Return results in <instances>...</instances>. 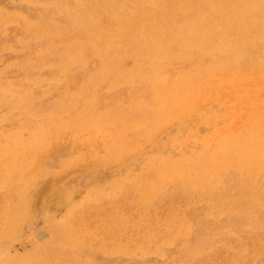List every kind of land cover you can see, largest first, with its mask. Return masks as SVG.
Here are the masks:
<instances>
[{"label":"rangeland","instance_id":"1","mask_svg":"<svg viewBox=\"0 0 264 264\" xmlns=\"http://www.w3.org/2000/svg\"><path fill=\"white\" fill-rule=\"evenodd\" d=\"M90 2L0 0V264H264V0H115L198 38L159 66L189 103L168 119L154 73L106 58L114 28H77Z\"/></svg>","mask_w":264,"mask_h":264},{"label":"bare ground","instance_id":"2","mask_svg":"<svg viewBox=\"0 0 264 264\" xmlns=\"http://www.w3.org/2000/svg\"><path fill=\"white\" fill-rule=\"evenodd\" d=\"M123 2H125V0H121ZM135 1H138L141 5H144L145 2L147 0H135ZM156 1L157 3H161L162 0H154ZM120 2V1H119ZM117 3H115V0H91L90 4H89V7H90V10H91V18L86 21V20H81V19H78V17H73V22L76 23L77 28H83L85 27L86 25L88 26H92L94 23L97 24V23H102V27H105L107 29H110L111 30V27L114 28V31H112V33H107L105 34L101 29L100 31H97V34L96 36L98 37L99 40H101L102 38H104V36L107 37L108 41L107 43L103 46V50H104V54L106 56V58H109L110 61H114L116 62L117 64L119 62H121L123 59L125 58H132L133 60H137V65L136 67L134 68V73L136 75V77H139V81L141 82H144L147 78H148V74H151V73H154L155 74V78L151 80L150 82V86L153 88V89H156V90H159L157 91V94L155 95L154 100L155 102H153V104H149L151 105V107L153 108V110L157 113H160V114H163L165 115V119H168L169 116H171L170 114L171 113H174V112H180L183 111V112H187L186 108H189V106H185V105H188L189 103L185 102L186 99L184 100L180 94H179V88L176 87V88H172V87H168V86H165V85H161V83L164 81L163 78L161 79V74L159 73L160 71V64L166 60L168 58V51L167 49L169 48L170 44H171V41L173 40V38H177L178 40L182 41V42H186V43H190V44H194L196 42H198V38L197 37H192L191 34L188 32L189 29L191 28V26H186V27H176L174 26V24H167V25H163V26H159V25H156L154 24L152 21H151V18L148 14H146L144 12V9L142 8L141 5H136L134 2L131 3V2H128L125 4V11H121L118 6H117ZM54 5L50 6V7H53ZM57 6V5H56ZM37 10V9H36ZM48 12V11H47ZM52 12V11H50ZM54 12L56 13V8L54 9ZM83 11H78L77 13H82ZM109 12V13H112V14H116L115 16H111L109 13V17H105V13ZM120 12H128V13H133L132 15V18H134L136 21L139 19V22H132L131 25H125V21L127 20L128 17H123L121 16L119 13ZM40 14V13H39ZM48 14V13H47ZM50 15V13H49ZM47 15V16H49ZM38 16V15H37ZM54 16V15H53ZM17 17V16H16ZM56 17V16H55ZM68 17V16H67ZM241 17V15L239 16V18ZM15 18V17H14ZM50 18V17H49ZM165 18H168V17H165ZM17 19V18H16ZM18 19H20V17H18ZM17 19V20H18ZM45 20V19H44ZM53 21V20H52ZM58 21V20H57ZM64 22V20H62ZM19 22V21H18ZM22 22V21H21ZM24 22V21H23ZM22 22V24H23ZM68 22V21H67ZM71 22V21H70ZM6 23V22H5ZM50 23V22H49ZM54 25V24H53ZM71 25V23H70ZM48 26V24H47ZM51 26V24H50ZM59 27V25H57ZM202 28L203 26L201 25H193V29L195 30L196 28ZM44 28V27H43ZM51 28V27H50ZM71 28V27H69ZM20 29V28H19ZM52 30V29H51ZM54 30V29H53ZM72 30V29H71ZM118 30V31H117ZM19 31V30H18ZM20 32V31H19ZM23 33V31H21ZM44 32H48L50 33L46 28L44 29ZM54 32V31H52ZM56 32V30H55ZM54 32V33H55ZM161 32H166L168 34V39H162L159 34ZM21 33V34H22ZM237 33V29L235 30L234 34ZM35 34V33H34ZM17 35H20L17 34ZM16 35V36H17ZM27 35V33H26ZM56 35V34H55ZM45 36V35H44ZM49 36V35H48ZM147 36H150L151 38L150 39H155L156 40V43L154 45L150 44L149 42L150 41H147V40H150V39H147L146 37ZM141 37H144V43H142L141 41ZM34 38V37H33ZM50 38V37H49ZM53 38V37H52ZM51 38V39H52ZM56 38V37H55ZM46 39V38H44ZM251 38H247V41H249ZM50 40V39H49ZM58 40V38H57ZM28 41V40H27ZM46 43V41H44ZM52 42V41H51ZM56 42V41H55ZM60 43V42H59ZM61 46V45H60ZM57 48V47H56ZM63 48V46H62ZM61 49V48H60ZM54 49H52V52H53ZM72 50V49H71ZM229 50V48H223L222 51L223 52H227ZM57 51V50H56ZM51 52V51H50ZM61 52V50H60ZM63 53V52H62ZM45 55V54H44ZM53 55V54H52ZM67 55V54H66ZM62 57V55H61ZM52 58V57H50ZM57 58H54V60H56ZM64 59V58H63ZM62 59V61H63ZM58 61V60H57ZM30 64V63H29ZM99 64V63H98ZM49 65V64H48ZM60 66V65H59ZM25 69V67H24ZM36 69V68H35ZM37 70V69H36ZM114 71V70H113ZM26 72V71H25ZM24 72V74H25ZM58 72V71H57ZM27 74V73H26ZM31 74V73H30ZM199 74H201V70H197L196 71H193L191 75H193V77H190L189 76V80L192 79V78H195L197 77ZM36 76V75H35ZM119 76V75H118ZM163 76V75H162ZM84 77V76H83ZM185 78V77H184ZM86 79V78H84ZM133 79H136L134 76H133ZM166 79V78H165ZM188 80V81H189ZM34 81V80H33ZM110 81V80H109ZM180 81V80H179ZM136 82V81H134ZM31 83V82H30ZM43 83V82H42ZM41 83V84H42ZM39 84V83H38ZM123 84V82H122ZM138 84V83H137ZM187 84V82L185 83V85ZM93 85V84H92ZM118 85H121L120 83ZM133 85V84H132ZM124 86V85H123ZM177 86V85H176ZM118 87V86H117ZM135 88V87H133ZM132 88V89H133ZM136 89V88H135ZM134 89V90H135ZM144 89V88H143ZM115 90V89H114ZM126 90V89H125ZM94 94V93H93ZM61 96V95H60ZM89 99V98H88ZM94 100V99H93ZM64 101V100H63ZM92 102V101H91ZM136 103V102H135ZM141 103V102H140ZM143 105L144 104V101L142 102ZM60 105H61V102H60ZM120 105V104H119ZM139 105V104H138ZM148 105V106H149ZM147 107V105H146ZM145 107V108H146ZM87 108V107H86ZM85 108V109H86ZM119 108V107H118ZM128 108V107H127ZM91 109V108H90ZM62 110L61 108L59 109V111ZM70 110V109H69ZM129 110V109H128ZM148 110V109H147ZM195 110V109H194ZM85 111V110H84ZM146 111V110H145ZM87 113V110L85 111ZM119 112V111H118ZM131 112V111H130ZM190 112H193L192 109ZM189 112V113H190ZM149 113L151 112H148L147 114L149 115ZM118 114V113H117ZM137 114V113H136ZM152 114V113H151ZM50 115V114H49ZM53 115V114H52ZM88 115V114H87ZM130 115V114H129ZM133 115V114H132ZM139 115V114H138ZM146 115V116H148ZM180 115V114H178ZM95 116V115H94ZM111 116V115H110ZM114 116V115H113ZM136 116V115H135ZM150 116V115H149ZM175 116V114H174ZM129 117V116H128ZM161 117V116H160ZM127 118V117H126ZM138 118V117H137ZM142 118V117H140ZM148 118V117H147ZM173 119H176L172 116ZM129 119V118H128ZM131 119V118H130ZM160 119V118H159ZM163 119V118H162ZM171 119V118H170ZM170 119H169V122H170ZM89 120V119H88ZM134 120V119H133ZM129 121V120H128ZM132 121V120H131ZM138 121V120H137ZM136 121V123H138ZM149 121H152V120H149ZM167 121V120H166ZM165 121V123H166ZM174 121V120H173ZM172 121V122H173ZM91 122V121H90ZM89 122V123H90ZM170 122V123H172ZM98 123V122H97ZM148 123V122H147ZM146 123V124H147ZM163 123V122H162ZM94 124V123H93ZM122 124V123H121ZM89 125V124H88ZM132 125V124H131ZM135 125V123H134ZM144 125V124H143ZM161 125V124H160ZM159 125V126H160ZM119 126V125H118ZM121 126V125H120ZM96 127V126H94ZM136 127V126H134ZM141 127V125H140ZM152 127V126H151ZM75 128V127H74ZM83 128V127H82ZM99 128V127H98ZM125 128V127H124ZM160 128V127H159ZM123 129V128H122ZM133 129V128H131ZM163 129V128H162ZM93 130V129H92ZM95 130V129H94ZM99 130V129H98ZM120 130V129H119ZM80 131V130H79ZM134 131H137L134 129ZM150 131V130H149ZM153 131V130H152ZM157 131V129H156ZM156 131H154L155 133H157ZM160 131V130H159ZM147 132V131H146ZM69 133V132H68ZM136 133V132H135ZM153 133V132H152ZM154 133V134H155ZM66 134V133H65ZM127 134V132H126ZM130 134V133H129ZM134 134V133H132ZM149 134V133H148ZM62 135V134H60ZM67 135V134H66ZM81 135V134H80ZM68 136H71V135H68ZM79 136V135H78ZM149 136V135H148ZM147 136V137H148ZM151 136V135H150ZM67 136H65L66 138ZM139 137V136H138ZM153 137V136H152ZM50 138V137H49ZM53 138V137H52ZM64 138V137H63ZM76 138V137H75ZM43 139V138H42ZM60 139V138H59ZM78 139V137H77ZM76 139V140H77ZM150 139V137H149ZM48 140V139H47ZM137 140V139H136ZM38 141V139L36 140ZM75 141V139H74ZM80 141V140H78ZM77 141V142H78ZM135 141V140H134ZM39 142V141H38ZM136 142V141H135ZM76 143V142H75ZM136 144V143H135ZM32 145V144H31ZM38 145V144H37ZM48 145V144H47ZM77 145V143H76ZM73 146V145H72ZM71 146V147H72ZM137 146V145H136ZM40 147V145H39ZM43 147V145H42ZM41 147V148H42ZM120 147V146H119ZM15 148V147H14ZM36 148V147H34ZM139 148V146H138ZM137 149V148H136ZM47 150V149H46ZM14 152V151H13ZM41 152V151H40ZM42 152H45V151H42ZM123 152V151H122ZM121 152V153H122ZM39 153V152H38ZM38 157V156H37ZM123 157V155H122ZM128 157V156H127ZM125 158V157H124ZM123 158V160H124ZM80 159V157H79ZM78 159V160H79ZM36 160V159H35ZM114 160V159H113ZM118 160V159H117ZM119 161V160H118ZM122 161V160H121ZM120 161V162H121ZM125 161V160H124ZM123 161V162H124ZM35 162V161H34ZM119 162V163H120ZM122 163V162H121ZM35 164V163H34ZM79 164V163H77ZM81 164V163H80ZM79 164V165H80ZM83 164V163H82ZM117 164V162H116ZM75 166V164H74ZM77 166V165H76ZM62 177V176H61ZM37 179V178H36ZM42 180V179H41ZM44 181V179H43ZM36 183V182H35ZM161 184V183H160ZM39 189V186L37 187ZM44 188V186H43ZM33 189V188H32ZM37 192V190L35 191ZM139 192V191H138ZM186 194V193H185ZM195 195V194H194ZM130 196H131V193H130ZM173 198V197H172ZM176 198V197H175ZM183 198V197H182ZM192 198V197H191ZM22 199V198H21ZM33 199V198H32ZM170 199V198H169ZM34 200V199H33ZM174 200V199H173ZM175 201V200H174ZM129 202V201H128ZM168 202V200H167ZM177 202V201H176ZM182 202V201H181ZM37 203V202H36ZM122 203V202H121ZM138 203V202H137ZM184 203V202H183ZM22 205V203H21ZM108 205V204H107ZM164 205V203L162 204ZM173 205V204H172ZM175 205V204H174ZM180 205V204H179ZM183 205V204H182ZM17 206V205H16ZM35 206V205H34ZM176 206V205H175ZM27 207V206H26ZM36 207V206H35ZM121 207V206H120ZM142 207V206H141ZM150 207V206H149ZM165 207V205H164ZM28 208V207H27ZM34 208V207H33ZM116 207H114L115 209ZM133 208V207H132ZM166 208V207H165ZM89 209V208H88ZM91 209V208H90ZM101 209V208H100ZM99 209V210H100ZM131 209V208H130ZM127 210L128 211H130ZM145 209V208H144ZM151 209V208H150ZM163 209V208H162ZM169 209V207H168ZM172 209H175L172 207ZM171 209V210H172ZM12 210V209H11ZM14 210V209H13ZM29 210V208H28ZM32 210V209H31ZM108 210V209H107ZM106 210V211H107ZM142 210V209H141ZM147 210V209H146ZM145 210V211H146ZM178 210V209H177ZM34 211V209H33ZM32 211V212H33ZM139 211V210H138ZM151 211V210H150ZM156 211V210H155ZM173 211V210H172ZM31 212V213H32ZM95 212V211H94ZM102 212V211H101ZM152 212V211H151ZM165 212V210H164ZM167 212V211H166ZM165 212V214H166ZM171 213V211H169ZM17 213V212H16ZM29 213V212H28ZM87 213V212H86ZM93 213V211H92ZM98 213V211H97ZM96 212L93 213V217H94V214H97ZM103 213V212H102ZM106 213V212H105ZM108 213V212H107ZM112 213V212H111ZM114 213V212H113ZM143 213V212H141ZM147 213V211H146ZM156 213V212H155ZM180 213V212H179ZM99 214V213H98ZM138 214V213H136ZM140 214V213H139ZM145 214V213H144ZM172 214V213H171ZM184 214V213H183ZM91 215V214H90ZM114 215V214H113ZM117 215V214H116ZM154 215V214H153ZM152 215V216H153ZM176 215V214H175ZM102 216V215H101ZM122 216V215H121ZM130 216V214H129ZM140 216V215H139ZM145 216V215H144ZM151 216V215H150ZM13 217V215L11 216ZM100 217V216H99ZM98 217V218H99ZM118 218V216H116ZM137 217V215H136ZM142 217V216H141ZM149 217V216H148ZM163 217V216H162ZM167 217V216H165ZM164 217V218H165ZM174 217V216H172ZM14 218V217H13ZM84 218V217H83ZM92 218V217H91ZM106 218V216H105ZM110 218V217H109ZM112 218V217H111ZM110 218V220H112ZM153 218V217H152ZM161 218V217H160ZM169 218V216H168ZM176 218V217H174ZM180 218V217H179ZM134 219V217H133ZM139 219V218H138ZM137 219V220H138ZM147 219V218H146ZM155 218H153L154 220ZM12 220V218H11ZM18 220V219H17ZM92 220V219H91ZM101 220V219H100ZM121 220H123L121 218ZM136 220V222H137ZM144 220V219H143ZM149 220V218L147 219ZM151 220V219H150ZM168 220V219H167ZM176 220V219H175ZM13 221V220H12ZM70 221V220H69ZM96 221V220H95ZM106 221V220H105ZM132 221V220H131ZM173 221V220H172ZM178 221V220H177ZM176 221V222H177ZM11 222V221H10ZM64 222V221H63ZM68 222V221H67ZM98 222V221H97ZM115 222V221H114ZM127 222V221H126ZM143 222V221H141ZM149 222V221H148ZM147 222V223H148ZM152 222V221H151ZM170 222V220L168 221ZM16 223V222H14ZM69 223V222H68ZM77 223V222H76ZM113 223V222H112ZM128 223V222H127ZM145 223V222H144ZM167 223V222H166ZM173 223V222H172ZM11 224V223H10ZM64 224V223H63ZM92 224V223H91ZM107 224V223H106ZM126 224V223H125ZM138 224V223H137ZM141 224V223H140ZM174 224V223H173ZM76 225V224H75ZM74 225V226H75ZM98 225V224H97ZM124 225V224H123ZM128 225V224H127ZM139 225V224H138ZM148 225V224H147ZM153 225V223H152ZM13 226V225H12ZM11 226V227H12ZM66 226V225H65ZM71 226V225H70ZM102 226V225H100ZM119 226V224L117 225ZM122 226V225H121ZM157 226V225H156ZM63 227V226H62ZM68 227V226H67ZM107 227V226H106ZM143 228V226H140ZM80 228V227H79ZM131 228V227H129ZM136 228V227H135ZM156 228V227H155ZM162 228V227H161ZM92 229V228H91ZM96 229V228H95ZM105 229V228H104ZM121 229V228H120ZM126 229V228H125ZM160 229V228H159ZM158 229V230H159ZM8 230V229H7ZM89 230V229H88ZM87 230V231H88ZM107 230V228H106ZM123 230V229H121ZM133 230V229H132ZM141 230V228H140ZM148 230V229H147ZM155 230V229H154ZM116 231V230H115ZM134 231V230H133ZM139 231V230H138ZM143 231V229H142ZM146 231V230H145ZM156 231V230H155ZM97 232V231H96ZM127 232V231H126ZM158 232V231H157ZM90 233V232H89ZM94 233V232H93ZM105 233V232H104ZM115 233V232H114ZM113 233V234H114ZM134 233V232H133ZM132 233V234H133ZM139 233V232H138ZM144 233V231H143ZM92 234V232H91ZM107 234V232H106ZM66 235V234H65ZM90 235V234H89ZM105 235V234H104ZM131 235V234H130ZM151 235V234H150ZM149 235V236H150ZM68 236V235H67ZM123 236V235H122ZM127 236V235H126ZM139 236V235H138ZM144 236V234L142 235ZM158 236V235H156ZM62 237V236H61ZM76 237V236H74ZM134 237V236H133ZM137 237V236H136ZM141 237V235L139 236ZM67 239V237H65ZM115 238V237H113ZM145 238V237H144ZM151 238V237H150ZM159 238V237H157ZM63 240V239H62ZM70 240V239H69ZM143 241V239H140V241ZM152 240V239H151ZM64 241V240H63ZM138 241V240H137ZM139 241V242H140ZM62 242V241H61ZM129 242H131L129 240ZM135 242V241H134ZM72 243V242H71ZM57 244V243H56ZM65 244V243H63ZM75 244V242H74ZM134 244V243H133ZM58 245V244H57ZM68 245V244H67ZM79 245V244H78ZM77 245V246H78ZM63 246V245H62ZM70 246H72V244H70ZM194 246V245H193ZM79 247V246H78ZM77 248V247H76ZM48 258V257H47ZM46 258V259H47ZM50 261V259H49ZM28 263V262H27ZM26 263V264H27ZM33 264V262L31 263ZM49 264V263H48Z\"/></svg>","mask_w":264,"mask_h":264}]
</instances>
